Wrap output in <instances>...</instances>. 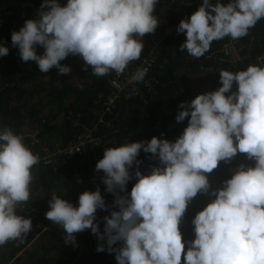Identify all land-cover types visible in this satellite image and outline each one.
Here are the masks:
<instances>
[{
    "label": "clouds",
    "instance_id": "9594fccd",
    "mask_svg": "<svg viewBox=\"0 0 264 264\" xmlns=\"http://www.w3.org/2000/svg\"><path fill=\"white\" fill-rule=\"evenodd\" d=\"M157 3L67 0L62 6L60 0H43L39 19H28L14 31L12 46L22 61H35L44 73L53 67L61 75L70 73L71 67L61 61L78 55L85 71L91 66L98 77L113 71L120 75L141 58V38L157 30ZM261 19L264 0H229L227 5L202 0L177 27L186 34L180 50L201 58L214 41L246 37ZM38 47H43L42 55ZM9 52L0 44V58ZM147 72L139 68L129 82H142ZM220 80L217 90L181 103L177 122L190 119L174 142L153 137L105 150L96 171L103 173L106 191L116 196L118 210L103 217V232L97 210L109 206L99 188L83 192L78 206L52 195L45 216L62 226L65 243L78 246L75 234L91 229L100 241L97 251L115 253L118 264H182V257L183 264H264V66L249 65L235 73L221 70ZM141 149L160 162L148 174L138 167ZM237 154H246L254 166L241 164L223 187L211 191L215 199L193 219L195 239L186 251L180 224L189 202L198 193H209L208 174ZM39 159L22 135L0 126V247L23 242L32 231V219L18 215L17 209L30 199L32 170ZM133 165L137 182L130 195L121 196L134 178Z\"/></svg>",
    "mask_w": 264,
    "mask_h": 264
},
{
    "label": "trees",
    "instance_id": "16d2710c",
    "mask_svg": "<svg viewBox=\"0 0 264 264\" xmlns=\"http://www.w3.org/2000/svg\"><path fill=\"white\" fill-rule=\"evenodd\" d=\"M222 2L227 5L229 0ZM42 3L43 0H0V44L12 43V33L19 31L26 20L39 19ZM60 3L65 6L67 0ZM201 4L202 0H159L154 11L159 19L158 28L141 38L144 44L141 58L125 70L139 68L143 58L152 55L154 64L145 77L147 87H142V94L132 89L122 92L110 105L106 101L114 91L110 80L116 73L98 77L91 66L85 71V62L78 55H69L61 61L62 65L71 67L66 75H61L55 67L47 73L41 72L35 61H22L16 47L0 58V126L22 135L26 146L40 158L32 170L30 199L17 209L18 215L32 219V231L23 242L9 241L0 247V264H118L115 253L97 251L100 241L91 229L75 234L78 246L65 243L62 226L46 219L49 201L55 194L78 206L83 192L99 188L109 206L107 211L97 210V222L103 232V217L118 210L114 203L116 196L106 191L103 173L96 171L105 150L131 142H147L153 137L174 142L190 119L176 120L182 102L190 103L196 96L221 87V70L235 73L249 65L264 66V19L246 37L234 40V48L229 47L232 38L225 37L214 41L209 52L198 59L186 50L181 51L186 34L178 33L177 27L181 20L190 19ZM229 48L234 52L226 57ZM37 52L42 55L43 47H38ZM88 134L99 144H88L73 156L60 154L69 144ZM137 159L144 174L160 166L159 159L143 149ZM241 164L254 166L255 162L246 154H237L228 163L221 161L208 174L209 193H198L189 202L180 224L186 251L188 242L195 239L193 219L215 199L211 191L223 187ZM136 170L137 165H133L130 171L134 178L127 186V193L121 192V196L130 195L137 182Z\"/></svg>",
    "mask_w": 264,
    "mask_h": 264
},
{
    "label": "built area",
    "instance_id": "2783aa9c",
    "mask_svg": "<svg viewBox=\"0 0 264 264\" xmlns=\"http://www.w3.org/2000/svg\"><path fill=\"white\" fill-rule=\"evenodd\" d=\"M1 22H0V26H1ZM6 47H8L9 49H11L12 43L9 44H4ZM236 43L234 42L233 39H231V45L229 47H235ZM230 49H228L227 53L225 55H229L230 54ZM154 64V58L153 56L149 55L143 58V62L142 65L139 68H150L152 65ZM133 69L132 71H126L123 74L120 75H115L111 80H110V84L113 86L114 91L112 94H110L106 101L107 105H110V103L114 102L117 98H118V94L122 93V92H127L132 90H135L137 94H142L143 93V89L142 87H147L146 86V79H144L142 82H137V83H130V78L131 76L139 69ZM88 144H99V141L97 139H95L91 134H88L86 137L81 136L79 137L76 141H74L73 143L69 144L64 150H61V155L62 154H67L69 156H73L77 153H80L84 150V148L88 145ZM44 160V159H43ZM52 160H48L46 162H50ZM41 231L37 232V235L40 234Z\"/></svg>",
    "mask_w": 264,
    "mask_h": 264
}]
</instances>
